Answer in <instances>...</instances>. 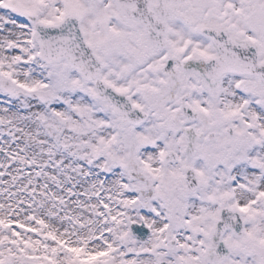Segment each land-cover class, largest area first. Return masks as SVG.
I'll use <instances>...</instances> for the list:
<instances>
[{
    "label": "snow or ice",
    "instance_id": "snow-or-ice-1",
    "mask_svg": "<svg viewBox=\"0 0 264 264\" xmlns=\"http://www.w3.org/2000/svg\"><path fill=\"white\" fill-rule=\"evenodd\" d=\"M0 264H264V0H0Z\"/></svg>",
    "mask_w": 264,
    "mask_h": 264
}]
</instances>
